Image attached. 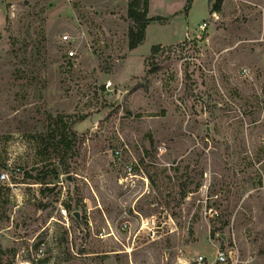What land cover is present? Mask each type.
Masks as SVG:
<instances>
[{
	"label": "rangeland",
	"instance_id": "374dc122",
	"mask_svg": "<svg viewBox=\"0 0 264 264\" xmlns=\"http://www.w3.org/2000/svg\"><path fill=\"white\" fill-rule=\"evenodd\" d=\"M128 1L0 0V264H264V0Z\"/></svg>",
	"mask_w": 264,
	"mask_h": 264
},
{
	"label": "trees",
	"instance_id": "16d2710c",
	"mask_svg": "<svg viewBox=\"0 0 264 264\" xmlns=\"http://www.w3.org/2000/svg\"><path fill=\"white\" fill-rule=\"evenodd\" d=\"M190 2L191 0L186 1L185 7H184L185 13L188 11L190 7ZM221 2L222 0H214L213 3H211V0H208L209 11H219ZM147 10H148V0H129L127 3L126 19L129 21L130 24L126 32V41H127V47L129 49H134L141 43V41L144 38L145 28L150 21L160 19L159 16H148ZM158 48H159L158 45H153L150 51L151 55H154L157 52ZM151 64H152L151 70L153 71L156 69V64L153 61H151ZM58 136H59L58 145L63 146L64 148H68L71 141L67 139V135L64 131V128H62V131L59 133ZM58 162L60 164L62 173L64 174L68 173V168H69L68 164L64 163L63 159L61 158L58 159ZM191 184H193V181L188 182V183L178 182L176 186L177 189H176L175 195L178 198H184L187 195V193L196 191L199 187V182L194 183V185L190 187ZM45 189L52 191L53 188H45ZM65 206L69 208L67 205ZM75 220L79 227L81 225L86 226L85 218H81V220L80 219L77 220L75 218ZM227 224H228L227 221H221L220 226L216 230H222ZM2 252H3V249L0 246V257H1ZM77 253L79 255H82V254L89 253V251H87L86 249L80 248L77 251ZM104 256L105 254H102L101 259L104 258ZM48 260H49V257H44L42 259L37 260L36 263H45Z\"/></svg>",
	"mask_w": 264,
	"mask_h": 264
},
{
	"label": "built area",
	"instance_id": "2783aa9c",
	"mask_svg": "<svg viewBox=\"0 0 264 264\" xmlns=\"http://www.w3.org/2000/svg\"><path fill=\"white\" fill-rule=\"evenodd\" d=\"M62 43H68V42H73L72 39L67 35V34H63L62 35ZM65 57L68 59H71L75 56V50L74 48H67L64 51ZM106 86H110L111 83L110 81H107ZM7 177V174L4 171L0 172V179H5ZM230 251H227V253H225L222 250H216L214 253V262L216 263H223L226 262V258L227 256L230 257ZM193 264H213L210 261H208L204 256L199 255L197 257L194 258L193 260Z\"/></svg>",
	"mask_w": 264,
	"mask_h": 264
},
{
	"label": "water",
	"instance_id": "95a60500",
	"mask_svg": "<svg viewBox=\"0 0 264 264\" xmlns=\"http://www.w3.org/2000/svg\"><path fill=\"white\" fill-rule=\"evenodd\" d=\"M74 217L79 220V217H78V212H74Z\"/></svg>",
	"mask_w": 264,
	"mask_h": 264
}]
</instances>
